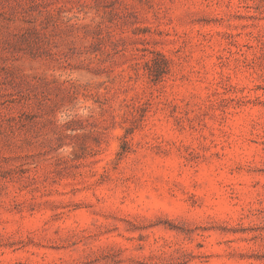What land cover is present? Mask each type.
Segmentation results:
<instances>
[{
  "label": "rangeland",
  "instance_id": "rangeland-1",
  "mask_svg": "<svg viewBox=\"0 0 264 264\" xmlns=\"http://www.w3.org/2000/svg\"><path fill=\"white\" fill-rule=\"evenodd\" d=\"M0 264H264V0H0Z\"/></svg>",
  "mask_w": 264,
  "mask_h": 264
}]
</instances>
